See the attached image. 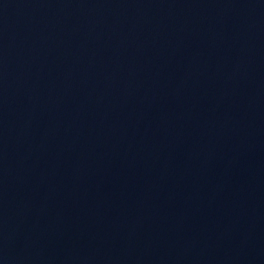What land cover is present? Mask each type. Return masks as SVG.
<instances>
[{
  "label": "water",
  "instance_id": "95a60500",
  "mask_svg": "<svg viewBox=\"0 0 264 264\" xmlns=\"http://www.w3.org/2000/svg\"><path fill=\"white\" fill-rule=\"evenodd\" d=\"M0 264H264V0H0Z\"/></svg>",
  "mask_w": 264,
  "mask_h": 264
}]
</instances>
